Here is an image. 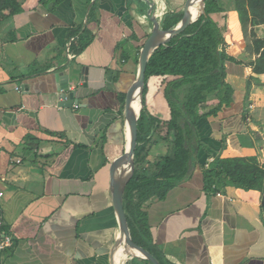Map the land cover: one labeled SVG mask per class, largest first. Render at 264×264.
Returning <instances> with one entry per match:
<instances>
[{"label": "crops", "instance_id": "obj_1", "mask_svg": "<svg viewBox=\"0 0 264 264\" xmlns=\"http://www.w3.org/2000/svg\"><path fill=\"white\" fill-rule=\"evenodd\" d=\"M185 1L10 0L0 10L1 210L13 238L2 264L116 262L122 250L111 258L119 227L109 166L126 143L125 93L141 49L181 19ZM213 19L224 29L225 52L242 62L225 63L232 103L198 123L204 147L194 168L163 200L143 205V222L165 264H264L261 193L220 180L204 190L203 171L217 156L264 165V75L247 90L253 57L238 15L225 9ZM253 31L264 33V25ZM59 73L75 91L70 108L42 99L56 91ZM166 81L151 77L145 96L162 122ZM214 104L210 98L203 111ZM165 126L147 145L150 161L165 152Z\"/></svg>", "mask_w": 264, "mask_h": 264}, {"label": "trees", "instance_id": "obj_2", "mask_svg": "<svg viewBox=\"0 0 264 264\" xmlns=\"http://www.w3.org/2000/svg\"><path fill=\"white\" fill-rule=\"evenodd\" d=\"M9 2L0 0V10ZM225 9L237 13L243 30H247V26L250 28L247 49L253 59L247 66L253 77L247 82V90L252 82L258 84L256 78L264 75V33L256 35L253 28L264 25V0H205L204 15L165 46L159 47L146 66L143 108L137 124L135 167L124 190L123 204L131 239L160 264L165 263L152 245L141 209L154 197L163 200L170 190L188 178L199 150L204 147L199 139L198 123L216 117L223 107L232 103L234 91L226 82L225 63L240 65L242 62L225 52L224 29L213 19L214 14ZM178 21L179 18H173L165 29H172ZM151 77L167 80L163 90V99L169 109L166 122L147 111L145 96ZM210 98H214L215 104L204 112ZM161 124L166 125L162 137L165 152L150 161V150L146 148ZM217 180L221 185L259 191L264 220V165L260 166L256 157H215L203 171L204 190L214 191ZM134 261L136 264H150L136 258Z\"/></svg>", "mask_w": 264, "mask_h": 264}, {"label": "water", "instance_id": "obj_3", "mask_svg": "<svg viewBox=\"0 0 264 264\" xmlns=\"http://www.w3.org/2000/svg\"><path fill=\"white\" fill-rule=\"evenodd\" d=\"M197 6V11L192 12L193 7ZM205 13V0H186L183 7V15L178 23L170 30L163 33H155L145 43L140 52L138 69L135 78L129 85L124 99V118L126 122L127 136L123 153L114 159L109 166V180L112 195L113 208L117 215L119 235L114 241L110 251V256L114 259L118 252L148 261L150 264H160L148 251L137 245L130 236L126 213L123 204V194L125 187L134 172V153L138 138V119L143 108L142 92L144 87L145 70L152 54L161 46H165L169 41L180 35L191 24L195 23ZM87 69L81 70V75L86 78ZM63 74V75H62ZM57 88L55 92L42 97L49 99L50 103L54 100L59 107L70 108L74 100L75 91L69 90L68 74L59 73ZM57 76V78H58ZM85 80V79H84ZM138 102V109L133 108L132 103ZM138 254H136V253ZM113 264H119L113 262Z\"/></svg>", "mask_w": 264, "mask_h": 264}, {"label": "built area", "instance_id": "obj_4", "mask_svg": "<svg viewBox=\"0 0 264 264\" xmlns=\"http://www.w3.org/2000/svg\"><path fill=\"white\" fill-rule=\"evenodd\" d=\"M253 108L252 105L249 106V109ZM3 199V194L0 192V264H2L3 255L6 250L12 246V235L6 229L4 218L1 210V201Z\"/></svg>", "mask_w": 264, "mask_h": 264}, {"label": "bare ground", "instance_id": "obj_5", "mask_svg": "<svg viewBox=\"0 0 264 264\" xmlns=\"http://www.w3.org/2000/svg\"><path fill=\"white\" fill-rule=\"evenodd\" d=\"M197 11V6H195L193 9H192V12H196ZM132 105H133V108H135V109H138V102L137 101H134L133 103H132ZM136 253V252H135ZM136 254H138V253H136ZM126 257V255L125 254H123V252L122 253H120L118 256H117V261H119L120 259L122 260V259H124Z\"/></svg>", "mask_w": 264, "mask_h": 264}, {"label": "rangeland", "instance_id": "obj_6", "mask_svg": "<svg viewBox=\"0 0 264 264\" xmlns=\"http://www.w3.org/2000/svg\"><path fill=\"white\" fill-rule=\"evenodd\" d=\"M243 35H245L244 37H245V39L247 38L248 39V32H247V30H243ZM247 43H248V40H247ZM146 107H147V105H146Z\"/></svg>", "mask_w": 264, "mask_h": 264}]
</instances>
